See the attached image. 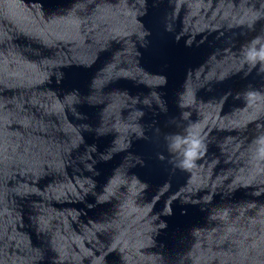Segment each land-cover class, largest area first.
<instances>
[{
    "label": "water",
    "instance_id": "water-1",
    "mask_svg": "<svg viewBox=\"0 0 264 264\" xmlns=\"http://www.w3.org/2000/svg\"><path fill=\"white\" fill-rule=\"evenodd\" d=\"M0 0V264H195L69 68Z\"/></svg>",
    "mask_w": 264,
    "mask_h": 264
},
{
    "label": "clouds",
    "instance_id": "clouds-1",
    "mask_svg": "<svg viewBox=\"0 0 264 264\" xmlns=\"http://www.w3.org/2000/svg\"><path fill=\"white\" fill-rule=\"evenodd\" d=\"M253 44L259 43V38L252 42ZM246 60L255 64L257 61L264 62V46H261L259 50L255 48H250L245 54ZM260 71L264 72V68ZM264 143V140L261 141ZM183 147V152L181 153L182 159L177 164V167L181 169L193 168L195 167L196 159L206 151V145L203 140L198 136H194L191 132L187 137L176 136L173 143L170 145V149L179 150ZM260 154L264 156V148L260 149Z\"/></svg>",
    "mask_w": 264,
    "mask_h": 264
}]
</instances>
